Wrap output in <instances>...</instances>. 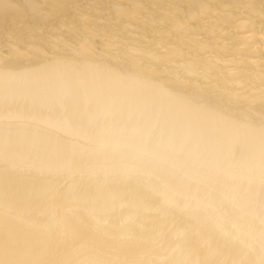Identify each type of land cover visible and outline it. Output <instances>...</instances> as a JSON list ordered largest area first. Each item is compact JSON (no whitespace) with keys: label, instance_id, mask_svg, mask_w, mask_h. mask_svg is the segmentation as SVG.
<instances>
[{"label":"bare ground","instance_id":"obj_1","mask_svg":"<svg viewBox=\"0 0 264 264\" xmlns=\"http://www.w3.org/2000/svg\"><path fill=\"white\" fill-rule=\"evenodd\" d=\"M262 6L264 0H0V59L7 58L5 66L12 70L37 72L50 63L54 47L102 33L133 56L170 67L197 64L210 69L220 87L235 69L250 90L258 89L255 76L264 69ZM64 63L75 70L61 75L103 88L115 85V74L151 77L160 90H145L144 118L162 114L163 131L175 127L178 143L183 129L191 135L183 140V151L161 154L159 128L145 144L116 131L119 117L100 116L94 125L78 120L80 134L66 139L80 148L56 178L63 195L54 215L35 221L47 229L48 254L82 264L251 260L250 234L259 226L247 214L246 176L264 154V104L245 102L221 115L207 106L217 99L214 91L195 77L185 88L131 65L116 69L114 60L65 57ZM34 118L42 124L48 115L36 110ZM214 159L223 162L218 169L210 163ZM29 180L25 174L0 177V203L22 207L16 194L27 190Z\"/></svg>","mask_w":264,"mask_h":264},{"label":"snow or ice","instance_id":"obj_2","mask_svg":"<svg viewBox=\"0 0 264 264\" xmlns=\"http://www.w3.org/2000/svg\"><path fill=\"white\" fill-rule=\"evenodd\" d=\"M105 43L121 47L108 35H105ZM88 49L87 37L79 47L66 42L63 50L53 48L48 57L50 63L37 72L12 70L5 66L7 58L0 59V177L25 174L30 178L27 190L16 194L22 207L17 209L15 203L7 201L0 203V264H57L58 260L47 252V229L35 221L54 215L55 202L63 195L56 178L70 167L72 157L80 148L79 144L66 139V135L76 137L80 134L76 126L78 120L86 118L89 125H94L100 116L109 121L119 117L122 123L116 131L141 137L145 144L154 138L159 128L161 154L183 151V140L191 135L189 129H183L179 133L183 140L178 143L175 127L167 134L163 131L166 118L162 114L144 118L147 111L145 90H160L151 77L137 74L125 79L115 74L112 77L115 85L103 88L88 84L83 77L61 75L75 70L64 63L62 51L79 56ZM114 61V68L119 69V58ZM182 68L187 76L203 80L205 86L214 91L217 99L207 106L221 115H226L232 107H243L245 102L264 104V69L255 76L260 87L250 90L248 82L235 69L228 70L227 86L220 87L213 82L210 69L192 63L182 65ZM52 74H56L54 79ZM36 110H43L48 115L42 124L34 118ZM124 121H135V126L128 128ZM210 163L218 169L223 162L214 159ZM246 180L247 214L259 227L250 234L249 248L254 257L245 264H264V154L259 165L248 171ZM25 220L32 222L24 223ZM91 264L121 262L97 259ZM223 264L236 262L224 261Z\"/></svg>","mask_w":264,"mask_h":264},{"label":"clouds","instance_id":"obj_3","mask_svg":"<svg viewBox=\"0 0 264 264\" xmlns=\"http://www.w3.org/2000/svg\"><path fill=\"white\" fill-rule=\"evenodd\" d=\"M87 37L89 49L83 54L76 56L71 51H62L65 57H71L76 60H95L101 62H112L114 58H119L120 66L127 67L131 65L135 70L149 76H158L172 86L188 87L190 86L189 78L180 66L170 67L153 62L148 56H133L125 47L117 48L115 45L105 43V34H93L77 36L70 43L74 47H79L80 42ZM65 46V45H64ZM55 48V47H54ZM63 50L64 47L58 48ZM209 102V101H206ZM57 264H82L79 260H58Z\"/></svg>","mask_w":264,"mask_h":264}]
</instances>
